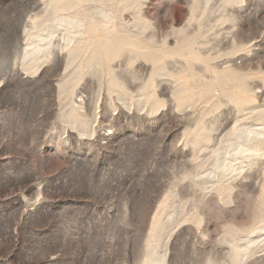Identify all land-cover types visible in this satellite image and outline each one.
Here are the masks:
<instances>
[{
    "label": "rangeland",
    "instance_id": "1",
    "mask_svg": "<svg viewBox=\"0 0 264 264\" xmlns=\"http://www.w3.org/2000/svg\"><path fill=\"white\" fill-rule=\"evenodd\" d=\"M258 233L264 0H0V264H264Z\"/></svg>",
    "mask_w": 264,
    "mask_h": 264
},
{
    "label": "bare ground",
    "instance_id": "2",
    "mask_svg": "<svg viewBox=\"0 0 264 264\" xmlns=\"http://www.w3.org/2000/svg\"><path fill=\"white\" fill-rule=\"evenodd\" d=\"M62 21H63V23H67V20H65V19H62ZM72 40V39H71ZM33 52V51H32ZM254 132V131H253ZM243 142V141H242ZM244 143V142H243ZM241 150V153L244 151V149L242 148V149H240ZM249 151V150H248ZM240 152V151H239ZM224 157V156H223ZM225 160V159H224ZM221 165V164H220ZM225 167H228V165L227 166H225ZM229 168H231V167H229ZM225 169V168H224ZM223 169V172H226L227 171V169L226 170H224ZM230 170V169H229ZM221 173V172H220ZM234 173V172H233ZM238 174V173H237ZM225 175V174H224ZM233 175V174H232ZM233 177V176H232ZM261 229V228H260ZM264 240V236L261 234V233H258V236L255 238V239H252V238H250V239H248L247 241H246V244H245V250L240 254V257H239V259H238V261H239V263H241L242 261H244V258L246 257V255H248V253L250 252V251H252L254 248H255V246L256 245H258L260 242H262ZM239 246V245H238ZM257 247V246H256ZM256 249V248H255ZM165 260H162L161 261V264H164L165 262H164Z\"/></svg>",
    "mask_w": 264,
    "mask_h": 264
}]
</instances>
